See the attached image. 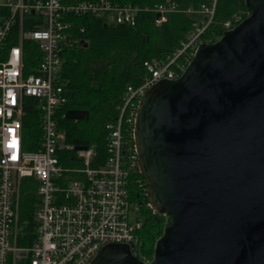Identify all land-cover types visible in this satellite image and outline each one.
Instances as JSON below:
<instances>
[{"label": "built area", "instance_id": "2783aa9c", "mask_svg": "<svg viewBox=\"0 0 264 264\" xmlns=\"http://www.w3.org/2000/svg\"><path fill=\"white\" fill-rule=\"evenodd\" d=\"M0 5L10 11L0 22V264H89L109 243L127 244L140 261L150 262L141 253L140 237L141 200L147 198V187L136 178L138 158L130 144L138 103L158 81L177 79L201 44L212 43L202 35L212 22L216 0L185 10L171 1L152 8L115 0H3ZM142 12L153 13L155 27L165 24L171 13L203 19L172 53L143 62L140 84L127 86L116 118L104 126L106 158L91 166L93 146L75 149L58 121L66 103L62 54L78 41L71 18L91 16L105 24L134 27ZM249 13L233 14L224 21V32ZM10 40L15 44L8 47ZM28 40L39 52L30 67L24 47ZM28 99L33 100L41 133L33 151L25 150L22 142ZM67 152L75 166L61 161ZM131 183L138 187L139 200L131 193ZM32 189L33 238L24 233L20 221L22 197ZM146 206L150 208L148 200ZM157 214L166 224V213Z\"/></svg>", "mask_w": 264, "mask_h": 264}, {"label": "water", "instance_id": "95a60500", "mask_svg": "<svg viewBox=\"0 0 264 264\" xmlns=\"http://www.w3.org/2000/svg\"><path fill=\"white\" fill-rule=\"evenodd\" d=\"M244 6L246 18L138 103V172L169 218L150 262L109 243L89 264H264V0Z\"/></svg>", "mask_w": 264, "mask_h": 264}, {"label": "trees", "instance_id": "16d2710c", "mask_svg": "<svg viewBox=\"0 0 264 264\" xmlns=\"http://www.w3.org/2000/svg\"><path fill=\"white\" fill-rule=\"evenodd\" d=\"M141 7H154L165 2H174L179 9H198L209 0H115ZM249 11L244 0H216L212 22L206 28L202 38L211 42L218 40L222 34L223 23L233 14ZM7 7L0 5V22L9 15ZM203 19L185 12L171 13L168 21L159 27L153 25V13L142 12L134 27L105 24L103 20L91 16L72 17L74 35L77 42L64 50L61 80L66 103L60 110L58 119L65 131L66 142L73 146H93L95 156L91 166L102 164L106 158L105 141L107 131L105 124L112 122L118 114V105L127 86L136 87L145 75L144 61L163 58L179 47L184 35L192 30L197 21ZM26 28H28L26 26ZM15 29V27H14ZM15 31V30H13ZM15 44L8 42V47ZM27 66H33L39 52L31 41L24 42ZM69 109L85 110L87 120H69L65 113ZM23 148L37 150L40 141V129L33 100L28 99L24 105ZM132 145L133 142L130 141ZM70 152L61 156L67 166H75ZM136 178L143 181L141 175ZM34 188V187H33ZM133 197L140 198L138 187L130 184ZM137 190V191H136ZM139 196V197H138ZM140 214L142 228L141 253L152 258L155 241L162 234L165 224L163 218L146 206L147 198H142ZM35 197L32 192L23 195L20 209V221L24 233L33 238V209Z\"/></svg>", "mask_w": 264, "mask_h": 264}, {"label": "rangeland", "instance_id": "374dc122", "mask_svg": "<svg viewBox=\"0 0 264 264\" xmlns=\"http://www.w3.org/2000/svg\"><path fill=\"white\" fill-rule=\"evenodd\" d=\"M3 2V0H0V3Z\"/></svg>", "mask_w": 264, "mask_h": 264}]
</instances>
